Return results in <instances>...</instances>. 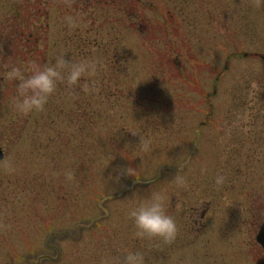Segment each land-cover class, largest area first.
<instances>
[{
  "label": "rangeland",
  "instance_id": "374dc122",
  "mask_svg": "<svg viewBox=\"0 0 264 264\" xmlns=\"http://www.w3.org/2000/svg\"><path fill=\"white\" fill-rule=\"evenodd\" d=\"M31 33L37 43L27 42ZM61 53L97 63L93 103L109 123L87 132L64 84L44 111L15 114L14 87L2 85L7 68ZM259 56L264 0H0V264H118L135 250L146 264H264L256 242L264 216ZM123 82L127 93L118 95ZM243 87L246 107L234 108ZM127 131L150 149L115 147ZM94 139L102 149L89 160ZM129 167L139 181L124 174ZM177 173L184 189L169 182ZM158 189L177 220V244H137L128 209Z\"/></svg>",
  "mask_w": 264,
  "mask_h": 264
},
{
  "label": "clouds",
  "instance_id": "9594fccd",
  "mask_svg": "<svg viewBox=\"0 0 264 264\" xmlns=\"http://www.w3.org/2000/svg\"><path fill=\"white\" fill-rule=\"evenodd\" d=\"M65 22L69 27L78 26L76 19L72 16L66 17ZM97 72L98 66L94 60L73 61L70 55L61 53L46 64H41L36 60L14 64L4 72L3 79L14 87L11 104L15 114L23 116L44 111L60 84L68 88L79 86L86 94L94 93L96 91L94 77ZM137 147L143 151L150 149L149 143L142 136ZM5 169L8 172L14 171L11 163L5 165ZM138 171L139 169L129 167L124 174L133 176L139 181L140 178L136 175ZM206 172L207 168L202 167L201 174H206ZM63 174L67 181L74 179V172L70 168L66 169ZM169 182L178 189H184L187 184L186 178L178 173ZM225 183L224 175H216L217 188H223ZM135 195L134 193L133 196ZM168 199L165 189L153 190L129 207L127 216L134 228L132 233L134 238L158 240L164 244H171L176 240L179 226L176 218L168 211ZM102 264H112V261L106 258ZM118 264H146L145 254L139 250L126 251L123 261Z\"/></svg>",
  "mask_w": 264,
  "mask_h": 264
},
{
  "label": "trees",
  "instance_id": "16d2710c",
  "mask_svg": "<svg viewBox=\"0 0 264 264\" xmlns=\"http://www.w3.org/2000/svg\"><path fill=\"white\" fill-rule=\"evenodd\" d=\"M34 37H35V33L34 34L31 33L29 35L27 42L34 40V42L37 43V40ZM10 38H12V37L10 36ZM8 40H10V39H8ZM172 64H174V62ZM99 74H100V69L98 68L97 76ZM97 82H98V79H97ZM97 82L95 81L96 91L94 93L90 94V97H89V99L87 98L86 103H84V92L81 90V88L79 86L72 88V89H74V91H73L74 92V98L76 100L75 106L77 107L76 110H74V111H77V113L74 114L73 118H75V119H77L78 117L82 118L83 121L85 122V125L89 126V128L87 129V132L89 131L90 126H91V129L93 130L94 126H99L100 124L106 123V122L109 123L106 120V118H104L102 112L95 109L96 107L93 103V96H97V94H100V92H101L100 84ZM4 83H6V80L2 81V85H4ZM82 83H83V81H82ZM126 83L127 82H123L120 84V87H116L118 95H125L127 93L126 87H125ZM195 86H197V85H195ZM246 91H247L246 87H243L242 90L237 88V90L235 91V95H234V104H233L234 108L244 109L246 107ZM117 101H119V97L117 98ZM160 102H161V99H160ZM167 108H168V106L166 107L165 110H167ZM154 113L155 112L151 113L152 119H153ZM144 117L148 121V123H150V118L148 117V115H145ZM142 128H144V127L142 126ZM145 129H147V128H144L141 130L142 135H147ZM84 131H85V129H84ZM126 133H127L128 137H125L124 141H119V140L115 141L114 146L115 147H116V145L119 147L123 146V142H124V143H127V145H129V147L131 148V150H129V151L124 149L123 151L125 153H127V152L131 153V152L140 151V150H141V152H143V150L140 147H137L140 142H138V140H135L134 135H131L129 133V131H127ZM91 144L93 147L90 146L89 150L86 153L89 160H93V158L98 157L100 149H102V148H100V144L98 143V141L96 139H94L91 142ZM132 228H133V226H132ZM140 242H141V239L140 240L137 239V244H140ZM159 243H162V242H159ZM172 244L176 245L177 242L174 241Z\"/></svg>",
  "mask_w": 264,
  "mask_h": 264
},
{
  "label": "water",
  "instance_id": "95a60500",
  "mask_svg": "<svg viewBox=\"0 0 264 264\" xmlns=\"http://www.w3.org/2000/svg\"><path fill=\"white\" fill-rule=\"evenodd\" d=\"M245 57H247V55H245ZM214 95H216V92L214 93ZM5 157V154L2 150V148H0V162L3 161ZM257 242L263 247L264 249V222L260 228L259 234L257 236Z\"/></svg>",
  "mask_w": 264,
  "mask_h": 264
}]
</instances>
